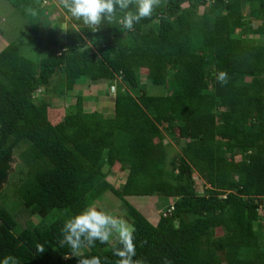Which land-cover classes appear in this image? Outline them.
Wrapping results in <instances>:
<instances>
[{"label":"trees","instance_id":"1","mask_svg":"<svg viewBox=\"0 0 264 264\" xmlns=\"http://www.w3.org/2000/svg\"><path fill=\"white\" fill-rule=\"evenodd\" d=\"M5 1L28 24L0 50V193L20 142L45 161L22 176L17 191L18 204L40 221L18 228L15 213L0 206V261L77 264L80 257L66 258L69 247L58 243L61 228L112 193L135 226L134 259L264 264V0H160L132 31L105 21L92 32L76 20L61 41L41 25L45 0ZM81 80L114 82L112 113L86 110L76 94L54 118L52 99L69 96ZM116 165L126 174L120 187L108 179ZM128 196L161 197L158 222ZM53 210L60 216L50 220ZM118 246L97 241L81 256L115 264Z\"/></svg>","mask_w":264,"mask_h":264},{"label":"rangeland","instance_id":"2","mask_svg":"<svg viewBox=\"0 0 264 264\" xmlns=\"http://www.w3.org/2000/svg\"><path fill=\"white\" fill-rule=\"evenodd\" d=\"M12 1V0H10ZM14 1V0H13ZM8 1L0 0V50L7 44L9 40H12L14 37L21 34L28 24L27 18L24 17L20 11L17 9L11 8ZM183 6H187V3H183ZM41 13V25L46 27L48 31L45 32L46 35H53L57 38L59 34L62 36L65 33V30L70 27H76V20L73 19L68 13L67 9L60 3V0H45L42 2ZM242 12L246 17L249 15V8L247 5L242 4ZM202 10V7H200ZM260 24V21L254 20L252 22L253 27L255 28ZM40 28V34H43L44 31ZM58 31V34H55ZM258 37V35H257ZM263 37V36H259ZM61 41V37H58ZM140 73L142 74V80L145 79L146 70L141 69ZM112 81L107 80H97V81H87L81 80L78 86L74 87V90L69 92V96L62 98H53V104L58 108L53 112L55 117H59L61 113H64V110L75 102V95L82 94L84 96V103L86 105V110H100L104 114L110 115L113 111V96L114 89L111 87ZM147 83V82H146ZM115 87V84H113ZM147 90L150 91L151 87L147 83ZM48 98L51 99L49 96ZM52 117V115H51ZM52 117V118H53ZM165 124L161 125L163 128ZM171 141L169 137H166L164 142ZM173 152L176 153L177 150H180V146L173 143ZM16 147V156L17 163L15 165V171L12 173L10 180L6 184L5 190L0 193V206L7 207L9 210L15 213V217L18 221V228H23L28 225H34L41 220V216L32 215L29 209L21 204L18 196V183L21 180L22 176H25L27 171L33 170L35 167L45 161V159H40L38 155L34 152H30V146L23 142H20ZM120 165H116L113 168V171L108 175V179L117 187H120L126 177L125 172H122ZM105 171L109 170L106 166ZM195 178H198V174L195 173ZM20 184V183H19ZM18 185V186H17ZM197 189L200 193H203L202 180L197 179ZM128 200L133 203L138 209H140L154 224L159 220L160 212L162 208L166 206L165 202L161 197H141V196H128ZM171 201V199H170ZM92 205H97L101 207L102 210L107 211L117 217H121L129 222L128 211L124 206L122 201L112 193H107L103 199L97 200ZM60 216V211L53 210L48 218L53 220ZM131 224V222H129ZM223 230L218 228L217 234H222ZM261 242L264 244V231L260 232ZM117 241L113 239L111 244L116 243ZM85 249L83 248L82 251ZM57 250L53 252L54 255H57Z\"/></svg>","mask_w":264,"mask_h":264},{"label":"clouds","instance_id":"3","mask_svg":"<svg viewBox=\"0 0 264 264\" xmlns=\"http://www.w3.org/2000/svg\"><path fill=\"white\" fill-rule=\"evenodd\" d=\"M60 3L73 19L82 21L83 25L92 32L99 31L101 24L105 21L109 24L118 23L123 29L132 31L135 24L151 17L154 8L159 6L160 0H60ZM133 5L135 10H132ZM27 11L33 16L37 15L36 10L31 7ZM86 50L87 48L82 45L78 48L81 52ZM218 79L226 84L227 73H219ZM202 187H204L203 184ZM135 232V226L125 219L90 205L65 220L61 228L62 238L58 240V243L61 247L65 245L69 247L71 255L66 258L80 257L77 264H108L107 258L102 262L99 256H81V250L85 247H95L97 241L100 244L110 245L115 239L119 244L112 249L113 255L118 258L115 264H145L143 259H134L136 256ZM36 248L39 253L44 252L43 245L37 244ZM0 264H19V261L15 257L7 256L0 261ZM165 264H171V262L165 260Z\"/></svg>","mask_w":264,"mask_h":264}]
</instances>
